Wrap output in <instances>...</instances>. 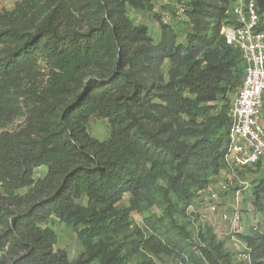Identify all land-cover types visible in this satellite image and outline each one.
Returning a JSON list of instances; mask_svg holds the SVG:
<instances>
[{
	"label": "trees",
	"instance_id": "trees-1",
	"mask_svg": "<svg viewBox=\"0 0 264 264\" xmlns=\"http://www.w3.org/2000/svg\"><path fill=\"white\" fill-rule=\"evenodd\" d=\"M234 1L187 2L185 43L159 15L157 44L133 24L128 8L153 12L156 0H24L0 10V122L26 117L0 133V264H129L116 240L133 213L154 206L164 214L145 218L144 250L180 264H247L211 229L203 246L193 241L176 217L226 167L228 95L245 75L240 51L221 35ZM257 9L264 20V0ZM41 61L50 67L47 84L23 89ZM92 118L108 120V140L88 133ZM41 167L48 172L36 180ZM127 195L130 207L119 209ZM253 205L262 232L245 240L251 264H264V180ZM52 217L77 234V261L55 249Z\"/></svg>",
	"mask_w": 264,
	"mask_h": 264
},
{
	"label": "rangeland",
	"instance_id": "rangeland-1",
	"mask_svg": "<svg viewBox=\"0 0 264 264\" xmlns=\"http://www.w3.org/2000/svg\"><path fill=\"white\" fill-rule=\"evenodd\" d=\"M24 0H0V10H14L18 2ZM182 0H156L153 12L140 11L128 8V16L135 26H146L149 29V34L157 44L161 39V28L156 15H159L165 23L172 25L178 32L179 41L187 42V33L191 26L188 23V18L180 13ZM171 64L167 61L163 67V74L168 79ZM50 67L46 62L41 61L35 76L29 81L23 82V89L29 88L31 85L45 86L49 80ZM237 93L228 95L230 104L234 100ZM225 101L219 102L221 106ZM26 117H19L3 126L0 122V133L4 131H14L25 125ZM88 133L99 141H106L110 137V126L108 120L92 118L87 126ZM47 167H41L35 172V179L39 180L46 176ZM264 180V166L262 168H247L243 170L232 171L225 167L218 175L211 178L212 184L210 189L219 193V199L216 203L207 200V195L202 192L194 204L189 207L184 214L177 215L178 221L184 225L191 233L192 239L198 242L201 246L202 237H205L208 229H211L216 236L218 242L224 244L227 252H232L235 255L244 253L248 249L246 237L255 236L258 232L255 227L260 225V214L253 205V191L257 183ZM229 183L227 192H219L222 183ZM243 182L246 185L243 186ZM165 185L164 181L160 182ZM240 191V197L236 193ZM28 192L27 189L20 191L24 195ZM205 194V195H204ZM83 205L87 204V200L80 201ZM120 208L130 207V196L127 195L123 200L116 204ZM215 206V210H213ZM238 211L241 215V223L234 227L226 224L222 220L224 213H234ZM155 214L162 216L164 208L154 206L142 213H133L130 219L129 230L119 236L116 240V247L121 249L122 255L127 257L129 264H139L143 261H152L154 264H180V261L167 254H153L143 249L140 241L147 239L151 233L145 227V218ZM48 226H50L58 235V243L55 249H64L71 262L77 261L84 249L78 240L74 229L62 223L56 217H52ZM97 264V263H95Z\"/></svg>",
	"mask_w": 264,
	"mask_h": 264
},
{
	"label": "built area",
	"instance_id": "built-area-1",
	"mask_svg": "<svg viewBox=\"0 0 264 264\" xmlns=\"http://www.w3.org/2000/svg\"><path fill=\"white\" fill-rule=\"evenodd\" d=\"M189 1L181 2L180 13L184 16ZM231 14L234 21L222 28L221 35L227 45L240 51L245 72L243 85L230 106L229 143L224 153L225 166L236 171L264 166V20L258 12L257 0H235ZM242 184L245 186L246 182ZM228 190V182L220 185L219 192ZM204 193L208 201L216 203L219 199V193L210 187ZM236 196L240 197V191ZM222 220L236 227L241 223V215L238 211L224 213ZM255 230L262 232L258 225ZM248 251L237 255V260L251 264Z\"/></svg>",
	"mask_w": 264,
	"mask_h": 264
},
{
	"label": "crops",
	"instance_id": "crops-1",
	"mask_svg": "<svg viewBox=\"0 0 264 264\" xmlns=\"http://www.w3.org/2000/svg\"><path fill=\"white\" fill-rule=\"evenodd\" d=\"M64 250V249H63Z\"/></svg>",
	"mask_w": 264,
	"mask_h": 264
}]
</instances>
